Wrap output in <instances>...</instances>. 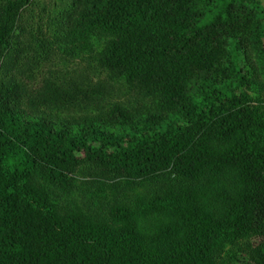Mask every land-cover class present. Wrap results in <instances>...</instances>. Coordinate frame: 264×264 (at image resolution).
Returning a JSON list of instances; mask_svg holds the SVG:
<instances>
[{"label":"trees","instance_id":"obj_1","mask_svg":"<svg viewBox=\"0 0 264 264\" xmlns=\"http://www.w3.org/2000/svg\"><path fill=\"white\" fill-rule=\"evenodd\" d=\"M260 6L0 0V264H264ZM56 55L107 83L42 73ZM111 83L134 101L111 102ZM77 175L159 187L62 201Z\"/></svg>","mask_w":264,"mask_h":264},{"label":"rangeland","instance_id":"obj_2","mask_svg":"<svg viewBox=\"0 0 264 264\" xmlns=\"http://www.w3.org/2000/svg\"><path fill=\"white\" fill-rule=\"evenodd\" d=\"M69 0H38L41 5L46 3V8L48 13H55L62 8H64ZM262 10V7H259ZM263 17V33H264V9L261 12ZM264 43V38H263ZM100 47V44L96 43L95 49ZM42 73H48L51 77L63 79V81H68L76 77H82L84 79L91 80L92 83L97 80L102 84H106L107 81L104 79L105 74H99V70L96 67L95 62L93 63L87 56H78L75 58L67 57L65 55H56L53 57L51 62L42 69ZM44 75V74H43ZM111 86L107 98L111 102L119 101H134V95L122 87L121 84L111 83ZM263 90V91H262ZM262 90H252L251 95L254 97V105L257 108L258 113L264 112V89ZM255 94V95H254ZM263 98V99H261ZM76 179V180H75ZM75 181L73 187L68 191H56V196L65 202H73L78 199L81 203H88L90 199L96 198V202L103 203L104 205H109L114 200L126 199L131 201L133 199H141L159 186L143 183V184H121L119 186L106 185L101 190L88 187L85 184L87 178L81 175L75 176ZM155 181H161V179H155ZM161 186V185H160ZM122 193V194H121ZM93 201H91L92 203Z\"/></svg>","mask_w":264,"mask_h":264}]
</instances>
